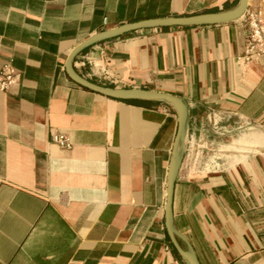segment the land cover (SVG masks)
<instances>
[{"label":"crops","instance_id":"0c3cea01","mask_svg":"<svg viewBox=\"0 0 264 264\" xmlns=\"http://www.w3.org/2000/svg\"><path fill=\"white\" fill-rule=\"evenodd\" d=\"M239 2L0 0V68L19 74L0 90V264H188L166 229L176 111L86 89L66 63L102 31ZM248 6L264 18V0ZM246 37L243 17L143 29L74 60L96 84L186 103L173 221L200 264H264V55L248 60ZM54 133L72 148L52 143Z\"/></svg>","mask_w":264,"mask_h":264},{"label":"water","instance_id":"95a60500","mask_svg":"<svg viewBox=\"0 0 264 264\" xmlns=\"http://www.w3.org/2000/svg\"><path fill=\"white\" fill-rule=\"evenodd\" d=\"M249 0H240L238 6L230 11L220 13H207L189 17L148 19L135 23L124 24L114 29L102 31L88 40L78 45L68 57L66 71L68 76L76 84L99 93L103 96L121 100V101H160L171 105L176 111L178 117L177 133L174 140L172 155L168 171V188L166 204V229L171 243L177 253L183 257L188 264H200L193 249L186 244L182 247L179 240L185 242L184 237L176 230L173 221V198L174 187L177 175L182 164L184 156V146L188 128V107L183 99L162 91H154L141 88H114L96 84L89 79L84 78L74 68L76 56L86 48L101 41L122 36L124 34L151 28H171V27H188L215 25L238 20L246 13Z\"/></svg>","mask_w":264,"mask_h":264},{"label":"built area","instance_id":"2783aa9c","mask_svg":"<svg viewBox=\"0 0 264 264\" xmlns=\"http://www.w3.org/2000/svg\"><path fill=\"white\" fill-rule=\"evenodd\" d=\"M48 2L49 0H44ZM247 28L246 51L247 59L251 60L264 55V18L260 7L249 6L243 16ZM19 78V74L10 64L0 68V90L7 91ZM51 142L62 148H72V142L64 134L54 133Z\"/></svg>","mask_w":264,"mask_h":264},{"label":"trees","instance_id":"16d2710c","mask_svg":"<svg viewBox=\"0 0 264 264\" xmlns=\"http://www.w3.org/2000/svg\"><path fill=\"white\" fill-rule=\"evenodd\" d=\"M124 102H128V103L135 104V105H140V106H145V107H152V106L159 105L161 103L159 101H124ZM171 248L173 249L174 254H176L177 257L182 258L177 253V251L175 250L172 244H171Z\"/></svg>","mask_w":264,"mask_h":264}]
</instances>
